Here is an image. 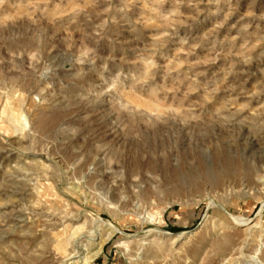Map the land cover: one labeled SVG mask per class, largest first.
I'll return each mask as SVG.
<instances>
[{"label":"rangeland","instance_id":"1","mask_svg":"<svg viewBox=\"0 0 264 264\" xmlns=\"http://www.w3.org/2000/svg\"><path fill=\"white\" fill-rule=\"evenodd\" d=\"M253 257L264 0H0V264Z\"/></svg>","mask_w":264,"mask_h":264},{"label":"bare ground","instance_id":"2","mask_svg":"<svg viewBox=\"0 0 264 264\" xmlns=\"http://www.w3.org/2000/svg\"><path fill=\"white\" fill-rule=\"evenodd\" d=\"M253 259H254V263H256V264H262V262L260 260H258L257 258L253 257Z\"/></svg>","mask_w":264,"mask_h":264}]
</instances>
